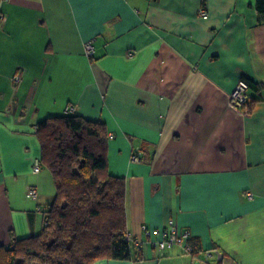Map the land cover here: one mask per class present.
I'll return each instance as SVG.
<instances>
[{
  "label": "crops",
  "instance_id": "obj_1",
  "mask_svg": "<svg viewBox=\"0 0 264 264\" xmlns=\"http://www.w3.org/2000/svg\"><path fill=\"white\" fill-rule=\"evenodd\" d=\"M242 78L257 86L250 113L231 106ZM71 106L107 125L110 172L125 180L128 232L142 244L131 260L94 264H264L257 0H0V247L42 232L56 187L33 171L36 126ZM170 221L190 232L193 255L151 245L143 226Z\"/></svg>",
  "mask_w": 264,
  "mask_h": 264
},
{
  "label": "trees",
  "instance_id": "obj_2",
  "mask_svg": "<svg viewBox=\"0 0 264 264\" xmlns=\"http://www.w3.org/2000/svg\"><path fill=\"white\" fill-rule=\"evenodd\" d=\"M257 9L264 12V0H257ZM248 83L257 90L255 84ZM252 108L253 103H248L243 110L250 113ZM36 133L42 169L51 172L56 195L52 205L43 210L42 232L0 247V264H94L103 259H133L126 184L110 172L107 125L68 113L42 121Z\"/></svg>",
  "mask_w": 264,
  "mask_h": 264
},
{
  "label": "built area",
  "instance_id": "obj_3",
  "mask_svg": "<svg viewBox=\"0 0 264 264\" xmlns=\"http://www.w3.org/2000/svg\"><path fill=\"white\" fill-rule=\"evenodd\" d=\"M201 15L207 17V10H201ZM87 51L89 55H93L94 48L92 44L87 45ZM20 77H17V81H20ZM250 86L247 80L241 79L234 91L231 94V106L237 110H243L245 106L250 103L249 95ZM75 111L74 107H69L67 113L71 114ZM132 160L134 162L141 161V153H135ZM33 171L38 174L42 171V164L40 160H37ZM27 196L29 199L38 201L39 194L35 187H30L28 189ZM251 196V195H250ZM143 231L149 237V241L153 247H157L162 253L174 247H181L185 254L193 255L195 252V247L192 243V236L190 232L181 230L174 221H170L167 227L163 229H150L147 226H143ZM129 239L134 242L135 245L141 246V242L137 239H133L129 233Z\"/></svg>",
  "mask_w": 264,
  "mask_h": 264
},
{
  "label": "bare ground",
  "instance_id": "obj_4",
  "mask_svg": "<svg viewBox=\"0 0 264 264\" xmlns=\"http://www.w3.org/2000/svg\"><path fill=\"white\" fill-rule=\"evenodd\" d=\"M18 76V75H17ZM21 76V75H20Z\"/></svg>",
  "mask_w": 264,
  "mask_h": 264
},
{
  "label": "rangeland",
  "instance_id": "obj_5",
  "mask_svg": "<svg viewBox=\"0 0 264 264\" xmlns=\"http://www.w3.org/2000/svg\"><path fill=\"white\" fill-rule=\"evenodd\" d=\"M44 168V167H43Z\"/></svg>",
  "mask_w": 264,
  "mask_h": 264
}]
</instances>
